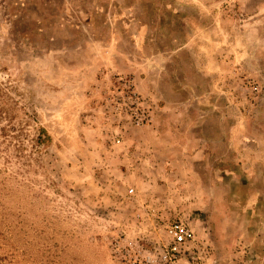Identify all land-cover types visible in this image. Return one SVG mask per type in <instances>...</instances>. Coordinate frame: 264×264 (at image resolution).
Here are the masks:
<instances>
[{
	"label": "rangeland",
	"instance_id": "obj_1",
	"mask_svg": "<svg viewBox=\"0 0 264 264\" xmlns=\"http://www.w3.org/2000/svg\"><path fill=\"white\" fill-rule=\"evenodd\" d=\"M176 220L264 264V0H0V264H131Z\"/></svg>",
	"mask_w": 264,
	"mask_h": 264
},
{
	"label": "built area",
	"instance_id": "obj_2",
	"mask_svg": "<svg viewBox=\"0 0 264 264\" xmlns=\"http://www.w3.org/2000/svg\"><path fill=\"white\" fill-rule=\"evenodd\" d=\"M165 233L166 242L142 257L136 255L131 264H199L192 254L195 234L191 227L176 220L165 227Z\"/></svg>",
	"mask_w": 264,
	"mask_h": 264
},
{
	"label": "trees",
	"instance_id": "obj_3",
	"mask_svg": "<svg viewBox=\"0 0 264 264\" xmlns=\"http://www.w3.org/2000/svg\"><path fill=\"white\" fill-rule=\"evenodd\" d=\"M39 133H40V134H39L40 136H38V139H39V140H41V137H42L43 135H44V137H46V138H47V136H48L43 128H40V129H39Z\"/></svg>",
	"mask_w": 264,
	"mask_h": 264
}]
</instances>
